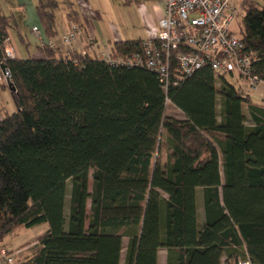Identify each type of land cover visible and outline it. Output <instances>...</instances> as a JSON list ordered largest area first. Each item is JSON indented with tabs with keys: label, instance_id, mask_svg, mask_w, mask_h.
<instances>
[{
	"label": "trees",
	"instance_id": "1",
	"mask_svg": "<svg viewBox=\"0 0 264 264\" xmlns=\"http://www.w3.org/2000/svg\"><path fill=\"white\" fill-rule=\"evenodd\" d=\"M61 5L81 27L70 1L38 0L50 39ZM242 9L239 35L264 82V0ZM13 20L0 13L2 39ZM144 43L117 41L110 55ZM39 49L42 59H6L0 42L16 106L0 119V246L48 224L22 264H121L124 239L125 264H158L161 250L166 264H264V106L224 76L217 89L210 68L166 92L147 69Z\"/></svg>",
	"mask_w": 264,
	"mask_h": 264
},
{
	"label": "built area",
	"instance_id": "2",
	"mask_svg": "<svg viewBox=\"0 0 264 264\" xmlns=\"http://www.w3.org/2000/svg\"><path fill=\"white\" fill-rule=\"evenodd\" d=\"M244 1L166 0L156 36L145 41L143 53L118 59L109 53L99 59L113 65L147 69L160 78L166 92L204 68H210L216 78L235 77L256 91L264 82L253 74V60L246 54L241 36L232 31L235 21L243 16ZM33 32L44 46L41 32L37 29ZM80 32L81 28L73 24L63 42L72 46ZM0 42L5 45L6 59H15L10 38L4 40L0 36ZM2 65L0 83L10 84L11 73L7 67L3 70ZM23 251L0 246V264H22L17 263V258ZM239 264L252 263L248 260Z\"/></svg>",
	"mask_w": 264,
	"mask_h": 264
},
{
	"label": "rangeland",
	"instance_id": "3",
	"mask_svg": "<svg viewBox=\"0 0 264 264\" xmlns=\"http://www.w3.org/2000/svg\"><path fill=\"white\" fill-rule=\"evenodd\" d=\"M91 5V10L86 8H80L78 11L81 14L83 26L87 28L90 33L95 32L98 41L104 45H108L113 41L114 36L122 40H131L136 37H145V34L140 24L142 22V14L137 7L136 2L128 4V0H87ZM135 1V0H134ZM140 3H144L146 8H149V1L151 0H138ZM37 0H24L23 6L25 9V24L21 25L24 19V13L17 10L14 12V16L19 25L18 29L13 28L10 31V45L14 49L16 55L20 59H33L38 52L40 41L37 35L33 32L35 25L41 30L43 35L45 31L43 25L38 17L36 6ZM67 20V15L64 9H60L55 13V23L59 32L61 27ZM242 24V17L238 18L232 26V31L235 33L240 32ZM141 28V29H140ZM62 33V32H61ZM94 34V33H93ZM94 34V35H95ZM103 56V55H102ZM99 56V57H102ZM98 58V57H97ZM227 80L230 84L237 88H240L251 97L253 103L264 106V95L261 96L252 89H250L245 83L239 81L235 77L228 76ZM220 80L216 79V88L220 87ZM16 106L13 101L11 92L9 89L0 90V119L6 113H14ZM244 111L247 113V107ZM167 114L178 119H183L184 115L179 110L175 109L171 104L167 108ZM161 158H165V152H162ZM92 175V171H91ZM92 189V177L90 178V190ZM90 208V202L88 203ZM47 226V225H46ZM48 227V226H47ZM44 227L27 229L24 227L18 228L15 232L10 234L5 239L4 245L11 251L24 250L22 255L17 258V263H23L34 256L40 249V242L45 237ZM32 245H34L32 247ZM128 240L126 239L124 247H127Z\"/></svg>",
	"mask_w": 264,
	"mask_h": 264
},
{
	"label": "crops",
	"instance_id": "4",
	"mask_svg": "<svg viewBox=\"0 0 264 264\" xmlns=\"http://www.w3.org/2000/svg\"><path fill=\"white\" fill-rule=\"evenodd\" d=\"M23 1L24 0H0V13L6 17H13V27L9 30V34L10 31L13 28H17L19 27L17 20L15 18V16L13 15L15 11L19 10L21 12L24 13V19L21 22V25L25 24V9L23 6ZM65 0H59V2L62 4ZM70 1L73 5H74V10L76 12L79 13L80 18H81V14L78 11V6L80 8H86V9H90L91 10V5L88 3L87 0H68ZM38 2V0H37ZM134 2L138 3L137 7L139 8L141 14H142V22L140 24L139 27H141L145 34V37H136L135 39H131V40H122L117 38L116 36H114L113 41H109L112 42L108 45H104L101 44L98 41V38L96 37L95 32L90 33L87 28H85L83 26V22H82V18H81V32L78 36V38L76 39V41L72 44V46H67L64 42H63V37L68 34V32L70 31L73 23L69 22L68 19L66 20V22H64V25L61 27V32L58 31L57 29V33L58 35L52 39L48 38L45 35H43V33L41 32L40 29H38V27L35 25V27H33V29H37L41 32L42 34V39L44 41V45H49L51 46L53 49L57 50L58 52L64 53V54H72V53H80V54H88L89 56L93 57V58H100L99 56L105 55V54H109L112 50L113 44L117 41H134V40H143V41H147L153 37L156 36L157 33V26H158V22L161 18H163L164 13H165V3L166 0H151L149 1V8L147 9L146 6L144 5V3H140L138 0H128L127 3L128 4H133ZM38 5V3H36ZM61 9H64L65 14H68V10L66 8L65 5H61L60 6ZM36 11H37V6H36ZM140 28V29H141ZM10 36V35H9ZM38 37V36H37ZM39 38V37H38ZM40 41V39H38ZM41 42L39 43V47L41 46ZM38 47V52L37 54L33 57V59H42L44 58L43 54L40 52V49ZM255 93L263 96L264 95V84L260 85L258 87V89L255 91ZM264 100V98H263ZM262 106V105H261ZM197 203H198V222L200 224V226L203 225L204 223V208H203V199H202V195L198 194L197 197ZM48 224H43L41 226H38L36 228H40V227H44V232L45 234H47L48 230H49V226ZM7 239V238H6ZM125 241L126 239H124V245H125ZM5 242V241H4ZM3 242V244H4ZM126 248L124 247V251L122 252V258H121V264H125V257H126ZM166 260H167V251L165 250H161L159 252V260H158V264H166Z\"/></svg>",
	"mask_w": 264,
	"mask_h": 264
},
{
	"label": "water",
	"instance_id": "5",
	"mask_svg": "<svg viewBox=\"0 0 264 264\" xmlns=\"http://www.w3.org/2000/svg\"><path fill=\"white\" fill-rule=\"evenodd\" d=\"M1 68L4 70L6 69V65H2ZM9 88H10V92L14 93L15 92V88L12 86V84H9Z\"/></svg>",
	"mask_w": 264,
	"mask_h": 264
}]
</instances>
